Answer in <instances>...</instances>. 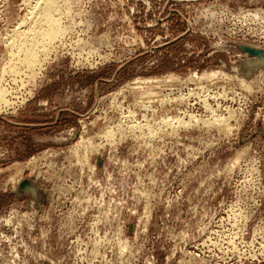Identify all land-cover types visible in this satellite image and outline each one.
Wrapping results in <instances>:
<instances>
[{"label":"rangeland","instance_id":"obj_1","mask_svg":"<svg viewBox=\"0 0 264 264\" xmlns=\"http://www.w3.org/2000/svg\"><path fill=\"white\" fill-rule=\"evenodd\" d=\"M55 1L0 0V264H264V0Z\"/></svg>","mask_w":264,"mask_h":264},{"label":"bare ground","instance_id":"obj_2","mask_svg":"<svg viewBox=\"0 0 264 264\" xmlns=\"http://www.w3.org/2000/svg\"><path fill=\"white\" fill-rule=\"evenodd\" d=\"M28 1V0H27ZM32 1V0H31ZM58 1V0H57ZM30 2V1H29ZM33 2H34V0H33ZM57 2L55 1V0H38V2H35V4H37L38 6H39V4L41 5V18L42 17H46V18H49L50 20H49V22H52V12H51V10H52V7L56 4ZM27 5H28V3H26ZM57 5V4H56ZM56 5H55V7H56ZM21 6V5H20ZM55 7H53V8H55ZM58 7V6H57ZM60 7V6H59ZM36 8H37V6H36ZM36 8H33V10L34 9H36ZM40 8L38 9V10H40ZM30 9H32V8H30ZM51 9V10H50ZM34 11H31V13H33ZM55 12V11H54ZM30 13V14H31ZM35 14H37L36 12H35ZM39 14H40V12L38 13V18L36 17V19H39ZM34 15V14H33ZM36 16V15H35ZM54 16V15H53ZM31 18H33L34 19V17H32V14H31V16H30ZM29 19V17L27 18V20ZM41 20V19H40ZM22 21V20H21ZM32 21V19L29 21V22H31ZM27 22V21H26ZM25 21H24V23H26ZM36 22H39V20H36L35 21V24L32 22L31 24H34V25H28L29 23H27V25L29 26V30L28 31H26V32H24L25 30L23 29V32L22 33H20V38L22 39H20L21 41H23L22 42V44H21V46H19L17 49L15 48V47H13L14 46V44L12 45V44H10L9 43V41H13V40H7L8 41V43H9V45L11 46V47H13V49H15V50H18V51H15V52H24V53H28V54H26V59L27 60H29L28 61V63L29 64H31L32 62H34V57L35 56H37V55H35L36 53H35V51L36 52H39V50H41V48H39V46L41 45V44H39L40 43V41L39 40H37V39H34L35 38V36H38V35H40L41 34V29H43V28H41V22L40 23H36ZM20 25V24H19ZM18 25V26H19ZM23 25V24H22ZM26 25V24H25ZM52 25V24H51ZM56 25V31H57V34L56 35H58V33H59V25H58V22L55 24ZM21 26H19V28H20ZM18 27H16L15 29H17ZM22 28H23V26H22ZM26 28H28V27H26ZM50 29H51V27H50ZM53 29H54V27L52 26V31H53ZM60 30H61V28H60ZM15 30H13V32H14ZM19 31H21V30H19ZM10 32V31H9ZM18 32V31H17ZM17 32H15V33H17ZM8 33V32H7ZM11 33V32H10ZM10 33H9V35H10ZM15 33H14V36H16L15 35ZM19 34V33H18ZM18 34H17V36L16 37H19L18 36ZM7 35V34H6ZM9 35H7V36H9ZM11 35H13V34H11ZM13 36V37H14ZM16 37H14V38H16ZM31 37H34V38H31ZM2 38V37H1ZM3 38H4V36H3ZM7 38H9V37H7ZM29 38V39H28ZM37 38V37H36ZM6 39V38H5ZM55 39H57V38H55ZM1 40V39H0ZM15 40H17V38L15 39ZM14 40V41H15ZM20 40H18V41H20ZM2 41V40H1ZM17 41V42H18ZM16 42V41H15ZM3 43V42H2ZM6 43V41L4 42V44ZM8 43H7V45L6 46H9L8 45ZM38 43V44H37ZM3 44V45H4ZM16 45H19V44H16ZM1 46H2V44H1ZM10 46H9V50H10ZM17 47V46H16ZM41 47V46H40ZM8 48V47H7ZM255 49H258V48H255ZM38 50V51H37ZM258 50H261V49H258ZM8 51V50H7ZM73 51V50H72ZM8 53V52H7ZM10 53V52H9ZM9 53L7 54L8 56H9ZM14 53V52H13ZM15 54H17V53H15ZM21 54V53H20ZM6 55V57H8ZM25 55V54H24ZM39 55V54H38ZM244 55H246V54H244ZM2 56H3V54H2ZM248 56V55H247ZM10 57H12V56H10ZM14 57H15V55H14ZM14 57L12 58V59H14ZM38 57V56H37ZM36 57V58H37ZM5 58V57H4ZM248 58V57H247ZM246 58V59H247ZM255 58H257V57H253V59H255ZM9 59V58H8ZM19 59V58H18ZM259 61H260V59L259 58H257ZM22 60V59H21ZM25 60V59H24ZM4 62V61H3ZM6 62V61H5ZM35 62H38V61H36V59H35ZM9 62L7 61V64H8ZM12 63V62H11ZM3 64V63H2ZM33 64V63H32ZM31 64V65H32ZM248 64V63H247ZM252 64V63H251ZM14 65V64H13ZM34 65V64H33ZM32 65V66H33ZM3 66H6V65H4L3 64ZM262 66H263V64H262ZM27 67V66H26ZM250 67V66H249ZM252 67V66H251ZM5 67H3V68H1V69H4ZM6 68H7V66H6ZM16 69V68H15ZM258 69V68H257ZM6 70V69H5ZM263 70V69H262ZM2 71V70H1ZM2 73H4V71H2ZM1 73V74H2ZM215 73V72H214ZM224 74V73H223ZM4 75V74H3ZM212 75H214L215 76V74H212ZM220 75V74H219ZM1 76V75H0ZM221 76V75H220ZM225 75H223V77H224ZM227 76V75H226ZM1 78V77H0ZM215 78V77H214ZM206 80V79H205ZM11 81V80H10ZM154 82V81H153ZM181 82V81H180ZM139 87V86H138ZM5 92H3V90L2 89H0V100H3L4 99V97H5V94H4ZM172 95V94H171ZM121 97V96H120ZM222 97V96H221ZM116 98V97H115ZM149 99V98H148ZM5 100V99H4ZM171 100V99H170ZM162 102V101H161ZM119 109V108H118ZM232 111V110H231ZM231 115V114H230ZM226 118V117H225ZM217 119V118H216ZM174 120V119H173ZM148 126V125H147ZM136 127V126H135ZM226 129V128H225ZM229 131V130H228ZM239 159V158H238Z\"/></svg>","mask_w":264,"mask_h":264},{"label":"water","instance_id":"obj_3","mask_svg":"<svg viewBox=\"0 0 264 264\" xmlns=\"http://www.w3.org/2000/svg\"><path fill=\"white\" fill-rule=\"evenodd\" d=\"M241 50L251 57L259 58L264 67V50H258L249 46H242Z\"/></svg>","mask_w":264,"mask_h":264}]
</instances>
